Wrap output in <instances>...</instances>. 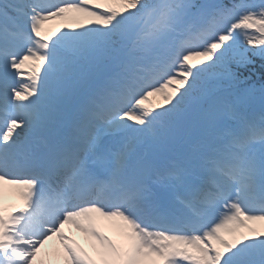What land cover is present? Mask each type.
Segmentation results:
<instances>
[{
    "label": "snow or ice",
    "instance_id": "obj_1",
    "mask_svg": "<svg viewBox=\"0 0 264 264\" xmlns=\"http://www.w3.org/2000/svg\"><path fill=\"white\" fill-rule=\"evenodd\" d=\"M257 57L264 0H0V264H264Z\"/></svg>",
    "mask_w": 264,
    "mask_h": 264
},
{
    "label": "bare ground",
    "instance_id": "obj_2",
    "mask_svg": "<svg viewBox=\"0 0 264 264\" xmlns=\"http://www.w3.org/2000/svg\"><path fill=\"white\" fill-rule=\"evenodd\" d=\"M62 23H63V21H61V20H58V19L53 20V21L49 22L48 27L54 29L56 27H59ZM7 196H8V192H6V197ZM102 224L113 233L112 229L109 226V222L103 221ZM79 238L81 239L82 243H85L84 238L82 236H80ZM55 244H54V246H55ZM52 246H53V242H50L49 245H46L45 247L47 250H51ZM85 246H87V245L85 244Z\"/></svg>",
    "mask_w": 264,
    "mask_h": 264
},
{
    "label": "rangeland",
    "instance_id": "obj_3",
    "mask_svg": "<svg viewBox=\"0 0 264 264\" xmlns=\"http://www.w3.org/2000/svg\"><path fill=\"white\" fill-rule=\"evenodd\" d=\"M251 83V82H250ZM260 86H256V88H259Z\"/></svg>",
    "mask_w": 264,
    "mask_h": 264
}]
</instances>
